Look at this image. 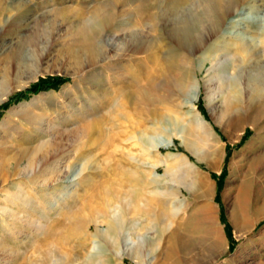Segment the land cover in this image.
<instances>
[{"label": "rangeland", "instance_id": "1", "mask_svg": "<svg viewBox=\"0 0 264 264\" xmlns=\"http://www.w3.org/2000/svg\"><path fill=\"white\" fill-rule=\"evenodd\" d=\"M173 1L175 0H0V163L6 162L8 166L12 163L15 166L19 157L23 155L22 152L26 151L32 143L34 149L36 142L42 137V131L48 126L52 127V132L56 133V137H60L58 148L62 151L59 163L54 162L53 164L52 153L45 155V157H49V161L41 167L39 172L41 174L39 175L43 176L39 181L47 180L45 182H48L45 186L48 192L43 198L40 197V193L44 189L32 186L29 182H22L23 192H19V189L15 187V183H21L17 179L6 184L4 181L0 182L3 191L13 189L12 191L18 192L17 195L20 198L27 199L28 195L33 197V214L25 209H17L19 204L17 206L0 201L2 206L5 205L4 210L18 211L22 217V222L17 225L22 230L21 234L19 236L9 234L8 236L5 230H9L8 225L12 223L10 222L11 218L0 213V241L6 247V251L10 250V254L12 253V256L7 254L8 258L0 260V264H39L40 261L37 259H40L43 254H50L48 264H68L72 260L74 264H99L102 260L107 261V264H118L115 252L124 249V237L133 239L142 260L138 262L131 257H125L122 261L123 264H159L158 256L161 251L160 249L158 251L157 248L159 244H162L159 241L162 231L159 222L154 218L146 222L144 228L134 229L133 224L139 221V218L125 217L121 227L123 231L120 230V234L115 236L114 241L112 240L114 245L111 246L98 238L96 248L93 250L95 246L92 243L93 239L84 238L87 246L80 251L81 254L83 253L81 257L71 252L70 246H73L74 242L66 239L73 235L71 226L76 217L70 209L74 204V199L65 196V190L68 189L70 181L64 180L60 184H55L53 181L59 175L63 178L66 177V167L74 168L75 164L71 155L68 158L65 157L68 152L73 150L69 146L70 143L67 142L69 133L66 132V129L74 127L75 124L79 127L81 123L83 125L87 121L80 117L81 112L89 113L88 115L93 118V112L86 110L85 103L88 96H95V88L91 85V81L98 76L100 69L94 68L88 72L89 75L85 73L79 78L78 86L83 91L72 97L73 107L70 105L71 99L65 100L63 104L67 105L62 104L56 110L48 109L49 107L46 106L47 98L51 94H61L64 89L74 85V75L81 74L79 63L64 55L65 49L63 48L69 40L71 30H74L80 23L93 25V16L97 9L102 14L111 12L117 18L120 28L119 30L105 31L99 47H101V53L103 52L102 55L106 53L113 55L115 52H112V46H122L126 41L125 36L128 37L132 31L140 30L136 20L141 23L147 22L150 16L158 10H161L165 16L170 14L169 8L172 7L170 4ZM235 6L243 8V14L231 17L235 22L241 23L232 31L242 32L241 34L255 39L257 43H262L264 41V0H188V3L171 18L184 20L200 12L204 7H212L220 13H227ZM34 24L38 25L36 29L40 30L39 34L44 36H42L41 42L39 41L37 49L33 44L28 43L35 31ZM211 30L209 22L201 30L202 32L200 31V35H197L198 40L203 41L204 36L210 34ZM167 35L165 34L163 40L155 44L148 53L135 56V59L126 57L123 63L127 67L126 75L133 81L128 83V87L132 88L134 81L145 85V78L148 81L151 78L153 82L150 80L151 86L148 87L149 90L147 89L146 93L151 100L157 99L162 102L159 107L164 118L158 125L154 123L147 125L148 129L144 134L143 144H140L137 142L138 135L134 131L136 125L143 120L139 114L140 107L133 104L121 107L118 103H115L116 105L112 103L113 108L111 110L109 108V111L107 109L104 114L111 117L118 126L115 130L116 142L108 145L104 139L99 140L98 135H95L94 140L97 141V145L91 147L90 151L85 149L86 159L79 162L80 168L83 166L85 170L83 171L84 180L88 179V175L90 176L91 168L105 167L107 169L105 172L110 171L106 173L109 175L110 181L104 183L105 179L98 173H94L95 181L86 184V188L81 194L94 200L103 188L113 189L115 187L114 190H118L127 187L128 190L138 193L139 200L145 207L155 206L158 209L162 207L159 202L168 199L169 213L175 216L170 220L167 219L166 225L167 228L171 225L169 231L179 228V233L188 236L189 248L186 257L189 264H204L214 253L203 233L193 235L185 225L192 210L208 208L211 215L210 226H213L211 228L223 240L219 250L227 244L229 245L218 264H236L233 260L240 253L252 259L247 264L264 263V219L255 224L249 233L240 236L230 220L232 210L230 198L226 199V194L231 186H238L244 177L248 178L251 159L256 155L264 154V130L256 133L251 127H246L243 135H239V138L237 137L234 141L231 140L229 131H225L222 124H217L212 115L214 108L215 113L220 114L223 105L218 102L215 107L211 106L207 98L210 88L214 91L217 90L216 96L221 95L220 78L226 72L240 73L242 85L246 88L256 76H264V57L247 40L248 54L241 52L246 60L242 70L238 69V65L241 64L239 59L232 62L229 52L221 51L218 52L216 58L215 65L217 67L209 72L208 69L213 64L208 62L203 69H200V62L207 47L216 44L218 39L213 37L203 50L194 52L191 49L188 53L176 41H173L171 36ZM18 50L20 53L16 56ZM171 50L175 53H172ZM175 54L176 56L186 54L194 61L195 83L197 82L196 84L201 87L200 97L193 104L195 106L188 101L191 92L180 93L170 80V75L168 76L167 67L172 62L180 63V59H182L174 58ZM168 58L171 60V62L168 61L170 64L167 63ZM250 60L252 61L247 62ZM184 61L183 65H185ZM103 72L111 75L113 73L107 70ZM143 107L147 110L155 108L153 105ZM95 108H98V104L95 105ZM10 109L33 111L35 116H33V125L27 122L18 125L16 120L19 121L18 117L20 116L17 114V116H9ZM245 109L240 108L239 111L232 114V117L249 114V110ZM196 110L210 122L217 134L216 137L204 138L206 145L208 144L205 147H208L209 150L205 147L199 148V154L209 153V158L204 161H198L186 146L189 141L191 143L196 142V139L198 141L201 133V130L196 127ZM121 114L124 115V118L119 116ZM72 135L76 136V133L73 132ZM130 137L133 139L128 140ZM167 140L172 141L173 144L171 147L165 148L162 144ZM68 143L69 145H67ZM143 146L149 149L148 153L141 151ZM111 150H116L115 154L108 153ZM120 155H125L127 164L118 162ZM170 155H174L176 159L175 157L170 158ZM38 158L39 161L42 160L43 154H39ZM187 164L195 166L194 173L188 172ZM137 167L139 172L144 171V180L148 186L132 177L131 174H134ZM99 173L103 174L101 171ZM258 178L255 183L258 185L257 191H260L259 196L255 194L251 196L250 209L264 199V197H260V194L264 196V175H259ZM151 180H155L156 183L151 185ZM196 180L198 185L195 184ZM105 184H109V186L107 187ZM3 191H0L2 199L6 196ZM174 192L177 196L169 198L167 194ZM77 199L75 197V200ZM21 203L22 201H20ZM189 204L190 209H193L186 214L183 213L184 207ZM68 210L70 211L68 212ZM28 221L41 224L42 229L35 230L34 227L28 225ZM96 229L97 227L94 226L92 232H95ZM143 241L144 243H142ZM34 249H39V251L35 250V254ZM240 250L241 252H239ZM2 254L3 252L0 251V255ZM151 259L152 262H150Z\"/></svg>", "mask_w": 264, "mask_h": 264}, {"label": "bare ground", "instance_id": "2", "mask_svg": "<svg viewBox=\"0 0 264 264\" xmlns=\"http://www.w3.org/2000/svg\"><path fill=\"white\" fill-rule=\"evenodd\" d=\"M187 3L188 0H175L171 2L170 5H172V7L169 8L170 14L166 15L167 18H165L166 16L164 15V13L161 12V10H158L150 16V19L147 22L141 23L139 20H136L138 21L137 23H139L138 25L140 27V30L132 31L131 35H129L128 37L125 36L126 41H122L124 44L122 45V43H119V45L121 44L122 46H112V52H115L113 55H111L110 53L102 55L103 52L101 53V47H99V43L105 31L107 32V30H119L120 26L118 25L117 18L111 12L102 14L97 9L94 12L93 16L94 24L82 25V23H80L78 26H76L74 30H71L69 34V40L68 42L66 41L67 43L63 48L65 49L64 55L66 57L72 58L79 63L78 65L81 74L74 75L75 81L73 86L64 89L61 94L53 93L47 98L48 104L46 107H49L48 109L56 110L57 108H60L63 102L67 99H71L70 105L72 106V97L75 96L77 93L83 91L82 88L78 86L79 78L82 77V75H84L85 73L88 74V72L94 70V68L100 69V72H98V76L95 77V79L93 78L94 80L91 81V85H93V87L95 88V96H92L93 98L88 96L85 103L86 110L88 112H93V118L88 115L89 113L83 114L81 112L79 114L80 117H83L87 121L83 125L81 123L79 127L75 124L74 127L66 129V132L69 133L68 139H66L67 142L70 143V145L69 143L67 145L72 147L73 150L68 152L65 157L68 158V156L71 155L75 164L74 168L66 167V177L63 178L59 175L56 180H52L53 182H55V184H60L64 180L70 181L68 189L65 190V196L74 199V204L71 205L70 209L72 210L71 212L73 214L75 213L76 217L73 225L71 226V232L73 233V235L66 239L71 242H74V245L70 246L71 252L79 257H81L83 254H81L80 251L85 249L87 246L84 241V238L93 239L92 243L95 245H93V250L96 248L98 238L99 240L101 239L110 246L114 245L112 240L114 241L115 236L118 233L120 234V230L123 231L121 228L123 226V219L125 217L127 218V216H134V218H139V221L133 224L134 229L139 227L144 228L145 223L152 218L156 219L159 222V227L162 231V234L160 233L161 238L159 240L162 244H159L157 248L158 251L159 249L161 251L158 256L159 264H189V260L186 257L189 248L187 239L188 236L179 233V228L177 229L176 227V229L169 231V227H171V225L168 227L169 229L166 225V220H170L172 217L175 216H172L169 213L168 199H161L162 201L159 202V204H161L162 207L160 209L155 206L152 208H147L143 203L140 202L138 193L132 190H128L129 188L127 189V187H123L122 189L118 190H114L115 187L113 189H108L109 184H105L108 188H103L102 192L98 193L99 195L96 196L94 200H92V198L88 199L87 197H84L81 192L84 191V189L86 188V184L95 181L94 173H98L99 175H101V177L105 179L104 183H109L110 178L109 175L106 173L110 171L105 172L107 170L105 167H102L100 169L91 168L90 176L88 175V179L84 180V167L82 166V168H80L79 166V162L86 159L85 149L87 151H90L91 147L97 145V141L94 140L95 135H98L99 140L104 139L108 145H112V143L116 142L117 134L115 133V130L118 128V126L111 117H108L104 114V111H107V109L109 111V108L110 110L113 108L112 103H118L119 105H121V107L128 106V104H133L135 106L140 107L139 114L143 117V120L139 122L134 128V131L138 135L137 142L140 144H143L142 141L144 139V134L145 132H147L148 129L147 125L150 123L158 125L164 118L163 114L161 113V108L159 107L161 106L162 102L157 99L151 100L146 93L148 87L151 86V78V81H148L145 78V85H140V83H136L134 81V86H132V88L128 87V85L132 81V78L126 75L127 67H125L123 63L125 62L126 57H129V59H131L135 56L148 53V51L153 49L155 44L163 40V36L165 34L171 36L172 40L176 41V43H178L180 47H183V49L187 52L191 49H193L194 52L203 50L206 47L207 43L211 40V38L214 37L218 39V42L216 44L207 47L204 52L205 55L200 62V69H203L208 62L213 64V66L208 69L209 72H212L217 67L215 65L216 58L218 56V52L221 51L229 52V56L232 62H235L239 59L241 64L238 65V69L242 70L244 64L246 63V60L243 58L241 52H243L244 54H248V50L246 48L247 40H249L252 46L255 49H258L262 57H264V41L262 43H257L255 39L247 37L246 34H241L242 32L238 33L236 31H232L241 23L235 22L234 19H232L231 17L242 15L243 8L235 6L232 7L227 13H220L215 8L204 7L203 10L190 16L187 19L178 20L174 17L171 18L173 14H176ZM209 22L211 23L212 27L210 34L204 36L203 41L198 40L197 35H200V33L202 32L201 30H203V28H205L206 24ZM33 27H35V31H33V36L30 37L28 43L33 44V46L37 49L39 47V41L41 42L43 35L39 34L40 30L36 29L38 25L34 24ZM171 51L172 53H175V51ZM19 53L20 50L16 52V56ZM172 57L174 56L172 55ZM177 57L186 59L185 61L183 60L185 62V65H183L182 59H180V63L172 62L171 65L167 67L169 72L168 76L170 75L171 79H169L174 83L172 84L175 86L176 89H178L180 93L184 92L187 94V92H191L189 98L190 100L188 101L191 105H193L194 102L198 100L201 94V87L199 86V84H196L197 82L195 83L194 61L188 56H186V54L180 56H176L175 54L174 58ZM168 59L169 60H167V63H169L168 61L171 62L170 58ZM251 61L252 60L247 62ZM104 70L113 73L111 75L109 73L103 72ZM239 74L240 73L232 74L229 72L222 74V77L220 76V86L222 88L221 95L216 96L215 92L217 90L214 91L212 88H210L207 97L209 105L215 107L218 102L223 105L220 114L215 113L214 108L212 115L217 124H222L224 130L229 131V137L233 141L237 137L239 138V135L241 136L244 134L246 127H251L254 131H256V133H260L261 130H264V76H256L253 81H250L248 83L247 88L244 86L246 88L245 89L242 85L241 76ZM89 88L91 87L89 86ZM96 104H98L97 109L95 108ZM145 105H153L155 108L147 110L143 107ZM240 108H247L249 111L246 109L245 110L248 111L249 114H245L244 116L237 115V117H232V114L234 112L239 111ZM95 111H97L98 113ZM16 114L20 116L18 117L19 121L16 120L18 125H20V123L22 122L32 124L33 118L35 117L33 115V111L29 110L14 111V109H10V111L8 112L9 116H14ZM119 116L124 118L123 114ZM195 118L197 121L196 127L198 130H201V133L199 135L198 141L197 139L196 142L191 143L189 141L186 143V146L189 150H191V152L198 159V161H204L209 158V153L201 155L199 154V148H204L208 145H206L204 138L211 136L216 137L217 134L210 122H208V120L203 117L201 113L197 110L195 112ZM11 131L14 132V130ZM73 132L76 133V136L72 135ZM95 132H97V134H95ZM41 136L42 137L36 142L34 149L32 143V145L26 151L22 152L23 155L19 157L15 166L12 165V163L10 166H8L6 162L0 163V182L4 181V183L6 184L10 181L13 182L12 180L14 179L21 181V183H15V187L19 189V192H23L22 182H29V184H31L32 186L34 185L35 187L44 189L40 193V197L43 198L45 196V193L48 192V189L45 187L47 186L46 183L48 182H45L47 180L44 179L43 182H41V180L39 181V179L43 177L40 176L41 174L39 172L41 170V167L44 166V164H47L49 161V157H45V155H49L52 153L51 157L53 158L54 164V162H58V160L60 161L59 156L61 155L62 151H60V149L58 148V146H60V143L58 141L60 137H56V133L52 132L51 126H48V128L44 129L42 131ZM130 139H133V137L128 138V140ZM172 144V141L167 140L166 142H163L162 145L165 148H168L171 147ZM148 150L149 149L144 147L141 151L144 153H148ZM115 152L116 150H111L108 153L115 154ZM39 154H43V158L40 161L38 160ZM169 157L173 158L175 156L170 155ZM125 158V155H120L118 157V162L121 161V163L125 162L127 164ZM187 167L189 169L188 172L194 173V165L187 164ZM100 171L103 172V174H100ZM249 171L251 174L249 173L248 178L244 177L238 186H234L231 183V185L233 186L230 185L231 187L228 189V193L226 194V199L230 198L231 201L230 203L232 210L230 213V220L234 229L238 234H240V236L249 233L255 224L264 219V199L261 203L253 205L252 209L249 208V201L251 196H253V194L259 196L260 191H257L258 185L255 183V180L259 177V175H264V154H260L258 156L256 155L254 158L251 159V162L249 163ZM143 172L144 171L139 172L137 167V170L135 169L134 174L131 175L132 177L137 178L140 183L144 184L145 180ZM235 174H237V171H235ZM235 177L236 176L234 175V178ZM155 183V180H151V185ZM195 184H199L197 180L195 181ZM145 185L148 186V183H145ZM1 188L2 185H0V189ZM12 190L7 189L3 191L1 189L0 191L5 192L6 196H4L5 198L3 197V199L0 198V201L3 203H10L15 205L19 204L20 206L17 205V209H25L26 211H30V213L33 214V197H30V195H28L27 199L20 198L17 195L18 192H14ZM167 195L169 198L170 196H177L175 192L168 193ZM75 197L78 199L75 200ZM260 197L263 198L264 196L260 194ZM20 201H22L21 204ZM4 206L5 205L2 206L0 204V213L2 212L4 215L11 218L10 222H12L8 225L9 230H5V233H7L8 236L9 234L19 236L22 230H20L17 225L22 222V217L18 211L4 210ZM184 208L185 209L183 210V213L185 214L193 209H190V204ZM69 211L70 210H68V212ZM210 221L211 215L209 213V209L202 207L198 211L192 210L191 215L185 221V225L188 227V231L192 232L193 235L203 233L210 247L214 250V253L204 264H218L222 255L228 250L229 245L227 244L225 247H222V249L219 250V248H221L220 245L223 240L221 236L211 228L213 226H210ZM28 225L30 227H34V229L37 231L42 229L41 224H37L32 221H28ZM94 226L97 227V229L95 230V232H92V228ZM142 243H144V241ZM123 244L124 249L115 252V257L119 261L118 264H123L122 261L125 257H131L137 260L138 262H141L142 256L137 252L136 244L133 239L131 237H124ZM42 246L44 248V245ZM39 249H34V251H39ZM0 251L3 252V254L0 255V260H4V258L7 257V254L8 256L10 254V250H7L9 252L8 253L6 251V247L1 241ZM239 252H241V250ZM10 256H12V253L10 254ZM49 256L50 254H43V256L40 258L41 260L37 259L40 261L39 264H48ZM250 259L251 258L247 255L240 253V255L234 258L233 261L236 264H247ZM106 262L107 261L102 260L99 264H107ZM150 262H152V259ZM68 264H74L73 260L70 261Z\"/></svg>", "mask_w": 264, "mask_h": 264}]
</instances>
